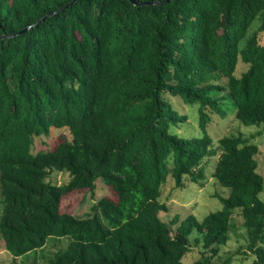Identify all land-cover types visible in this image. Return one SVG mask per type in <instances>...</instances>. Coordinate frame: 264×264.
I'll list each match as a JSON object with an SVG mask.
<instances>
[{"label":"trees","instance_id":"trees-1","mask_svg":"<svg viewBox=\"0 0 264 264\" xmlns=\"http://www.w3.org/2000/svg\"><path fill=\"white\" fill-rule=\"evenodd\" d=\"M73 1L0 0L7 252L16 262L50 238L70 237L44 264H184L196 231L203 247L195 264H212L239 214L249 242L242 254L264 264L259 147L242 134L214 147L208 133L214 115L228 116L227 100L243 125L264 127V0H79L19 34ZM239 63L247 70L237 77ZM164 93L198 106L201 137L171 132L188 118ZM50 128L68 130L70 139L33 154L35 138ZM212 158L213 177L230 190L218 196L223 209L203 221H163L168 207L159 198L168 179L176 188L202 183ZM53 171L68 180L53 184ZM98 180L115 200L101 198L84 218L61 211L64 197L94 193Z\"/></svg>","mask_w":264,"mask_h":264},{"label":"rangeland","instance_id":"rangeland-1","mask_svg":"<svg viewBox=\"0 0 264 264\" xmlns=\"http://www.w3.org/2000/svg\"><path fill=\"white\" fill-rule=\"evenodd\" d=\"M258 26L259 23H256L255 28ZM262 43L264 44V39ZM246 70L247 66L239 63L236 69V76L240 77ZM163 98L169 101L181 115H185L188 118L186 123L172 125L171 132L182 138L201 137L198 106L188 105L179 97H173L167 93L163 94ZM225 109L228 112V116L223 119L214 115L213 122L208 128V133L214 141V147L218 146V141L223 136L242 134L250 143L259 147V152L255 157L258 163L257 171L264 177V127L243 125L235 118V110L228 100L226 101ZM64 138L70 139L68 130L50 128L48 135L35 138L32 153L37 154L54 150ZM216 162L217 158H212L209 161L206 168V179L202 183L195 184L186 180L185 187L176 188L174 181L171 178L168 179L167 183L162 187V195L159 198V201L168 207L167 213L161 212L160 214L163 221L170 223L175 216H178L182 222L189 215H194L199 221H203L209 214L223 209L218 196L229 197L230 190L222 187L213 177ZM67 180L68 173L59 171H53L50 178V181L57 185H62ZM101 198L116 199L112 190L105 186L101 180H98L94 193L81 191L64 197L61 203V211L84 218L91 214L92 207ZM260 198L264 201V191L260 194ZM1 199L0 195V202ZM2 211L3 204L1 203L0 217ZM239 211L241 212V210H236L233 214ZM231 223L232 225L233 223L235 224V228L230 233V240L226 246L220 248L219 255L212 261V264H226L227 259L232 260L231 264H253L254 257L251 254H242L243 251H248L247 245L249 243L242 217L236 214L234 219L232 218ZM189 239L190 252L184 257L183 263L195 264L201 257L200 251L203 244L200 235L196 231L191 234ZM70 242V237L61 239L50 238L43 249L34 251L27 256L17 259L15 262L14 258L5 249L3 239L0 236V264H44L56 252L66 250Z\"/></svg>","mask_w":264,"mask_h":264},{"label":"water","instance_id":"water-1","mask_svg":"<svg viewBox=\"0 0 264 264\" xmlns=\"http://www.w3.org/2000/svg\"><path fill=\"white\" fill-rule=\"evenodd\" d=\"M77 1H79V0H74L72 3L66 5L64 8H61V9H59L58 11H56V12H54V13H52V14L46 16V17H44L43 19L37 21L36 24H34V25H32V26H29V27L25 28V29H24L23 31H21L19 34H23V33H25V32H28L29 30L33 29L36 25H38L39 23H41V22H42L43 20H45L46 18H49V17H51V16H54V15L60 13V12L63 11L65 8H67L68 6L72 5L73 3H76ZM130 1H131L134 5H136V6H145V5H161V4H164V3L171 2V1H173V0H165V1H162V2H137V1H135V0H130ZM17 35H18V34H17ZM12 36H16V35H12ZM3 37H5V36H2L1 38H3Z\"/></svg>","mask_w":264,"mask_h":264}]
</instances>
